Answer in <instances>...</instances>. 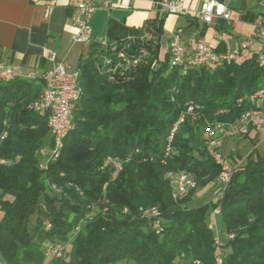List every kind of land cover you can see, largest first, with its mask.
Masks as SVG:
<instances>
[{"label":"trees","instance_id":"16d2710c","mask_svg":"<svg viewBox=\"0 0 264 264\" xmlns=\"http://www.w3.org/2000/svg\"><path fill=\"white\" fill-rule=\"evenodd\" d=\"M163 27V18L139 28L109 22L108 46L90 44L77 70L73 129L44 170L48 114L30 109L42 80L0 84V160L7 162L0 164V264H43V243L68 242L80 220L69 251L50 264H216V256L223 264H264V153L253 150L243 165L233 164L217 201L195 208L190 197L174 198L166 178L186 173L196 187L215 181L221 168L206 152V130L236 124L252 108L237 101L264 87V67L253 56L181 73L160 54ZM107 158L121 161L114 177L104 169ZM92 206L99 211L88 219ZM215 209L234 235L219 252L208 219Z\"/></svg>","mask_w":264,"mask_h":264},{"label":"crops","instance_id":"0c3cea01","mask_svg":"<svg viewBox=\"0 0 264 264\" xmlns=\"http://www.w3.org/2000/svg\"><path fill=\"white\" fill-rule=\"evenodd\" d=\"M150 1L111 0L108 7L99 8L90 22L92 43L100 44L106 39L109 22L139 28L147 20L163 18L161 56L168 53L174 32L181 29L180 43L186 57L190 58L197 39L202 38L218 52H226L240 40L249 37L258 22L264 21V0H217L226 4L234 23L229 25L218 21L210 26L195 22L192 18L205 0H181L190 10L189 16L161 13L152 7ZM75 13V0H0V63L18 69L23 76L34 75L35 79L31 82H38L52 68L49 54H54L57 60L66 61L72 70H78L80 63L88 56L90 46L72 42L76 32L72 23ZM261 50V44L254 43L237 62L253 57ZM262 131L264 128L244 138L224 139L219 142V149L224 153L228 149V155L237 157L239 154L234 144L244 139L262 142Z\"/></svg>","mask_w":264,"mask_h":264},{"label":"built area","instance_id":"2783aa9c","mask_svg":"<svg viewBox=\"0 0 264 264\" xmlns=\"http://www.w3.org/2000/svg\"><path fill=\"white\" fill-rule=\"evenodd\" d=\"M147 2L149 0H138ZM111 0H75L76 13L73 17L72 23L76 32L72 38L73 43H79L85 46H90L93 42V35L90 26L93 14L99 8L108 7ZM152 7L161 13L173 16H189L190 10L186 8L181 0H152L150 1ZM47 14V13H46ZM195 22L204 25H214L218 21L226 22L233 25L230 11L226 4L217 0H205L200 5L198 11L192 14ZM181 29H177L168 45L169 65H177L181 73H184L185 65H196L197 69L211 66L212 62H219V65L230 64L237 62L243 53L249 50L254 43H259L262 50L255 54V62H264V21L258 22L254 26L253 32L249 37L240 40L230 50L226 52H218L209 46L202 38L197 39L194 46V51L190 58L186 57L185 50L180 43ZM103 47H107L106 39L100 43ZM110 52H116L114 46L108 47ZM120 59H123V53H117ZM49 61L53 63L52 68L47 70L41 79H43V86L41 88L42 95H44V103L40 106L38 112L44 113L45 102H52V134L51 146L49 149L42 148L40 150V157L42 163L40 169L49 163L50 158H58L53 156V149L58 147V137L60 131L68 128V115L71 109L75 108L76 84H74V76L77 70H72L71 67L64 60H57L54 54H49ZM4 78H35L34 75L23 76L20 71L12 66L0 63V84ZM254 96H263V103L261 104V111L257 114H247L245 121L239 125L232 132H222V138H240L247 137L251 132H256L264 128V115H262V108L264 106V90H259L258 95H245L240 98L237 103L242 101H249L252 104ZM188 114V113H186ZM193 116V115H190ZM180 117H184L181 114ZM179 117V118H180ZM218 129H211V125L206 130L207 140L205 142L206 151L210 158L221 168V172L217 179L221 192L224 190L226 183L229 180L232 168L227 164L225 158L217 151V141L215 143H208V134L211 131ZM2 139V136L0 137ZM169 142L172 140L171 132ZM0 163H7L2 160ZM181 181L177 182L178 191H180ZM193 186V185H192ZM221 195V194H220ZM219 195V196H220ZM217 215V210L214 211ZM153 217H157V213H152ZM46 228H50V224H45ZM153 229L159 233L161 231V222L155 220L153 222ZM221 245L215 241V246ZM43 255L45 258H59L62 256V247L54 244H44ZM220 264H223L220 257Z\"/></svg>","mask_w":264,"mask_h":264},{"label":"rangeland","instance_id":"374dc122","mask_svg":"<svg viewBox=\"0 0 264 264\" xmlns=\"http://www.w3.org/2000/svg\"><path fill=\"white\" fill-rule=\"evenodd\" d=\"M261 136L264 138V131L261 132ZM172 138H173V136H172ZM240 138H244V137H240ZM224 139H238V138H222V137H219L217 139V143H218L217 144V151L225 158L227 164L231 168L233 167V164L234 165H243L244 164V159L253 150H256L259 153L260 152H264V140L262 142L260 140H255V142H254V140L250 141L248 139H244L242 141H239L236 145L234 144V147L236 148L235 150L238 151V154H239L240 157L239 156L236 157V156H234V154L233 155H228V153H229L228 149L225 150L226 151L225 153L221 152V150L219 149V142L224 140ZM170 142H169V140H167V143H168L167 145L168 146L165 149L166 153H168ZM45 148L49 149V146L46 145ZM255 148H257V149H255ZM104 169L111 170V174H112L111 176L114 177L117 174V172L121 169V161H115V159L107 158L105 160V163H104ZM182 176H184L186 178V180L183 183L185 188H184V190L180 189V191H178L177 182L180 181V177H182ZM218 177H219V175L217 176L215 181H213V180L211 181L210 180V182H208V183H206V184H204L202 186L198 185L196 187L195 180L189 174H186V173H171V174L166 175V178L169 181V184L171 186L174 198L175 199H183V198L190 197V202H189L188 206L191 207V208H195V207H197L199 205H202V204H205V203H207L209 201H212V202H216L217 201V198L222 193L221 192V188L219 187L218 182H217ZM203 180H205V179H203ZM190 190H192V191H190ZM153 210L156 212L155 209H153ZM153 210H151V212H153ZM215 210H217V215L214 214ZM215 210L212 213L210 212V214L208 216V219H209V221H211V224L213 225L212 226V228H213L212 230H213V232L215 234L216 241H218V243L221 244V245L218 246V248H216L218 250V252H219V249L222 248V244H225L227 241L232 240L234 235L225 233L224 228H223V226H222V224L220 222V217L218 216L219 210L218 209H215ZM98 211H99L98 207L92 206L91 214L88 215V219H91V217L96 215L98 213ZM150 216L151 215H148L147 213H145V215H143V217L147 218V220L150 218ZM84 222H85V220H80L79 223L76 224V226L74 227L71 235L69 236L70 239H69L68 242L53 243L51 241H46V242L43 243L42 251H43L44 244H50V243L54 244V245H58L59 244L62 247V256L60 258L50 257V258L47 259V258L44 257L43 264H50L51 260H53V259H55V260L63 259L65 254L70 249V245L69 244L71 243L74 235L76 234V232L79 231L81 225ZM225 253L226 254L228 253V249L225 250ZM220 257L221 256H216V258H218V259H220ZM216 258H215V263H216ZM221 259H222V257H221ZM222 262H223V259H222ZM1 264H3V263H1ZM119 264H126V263L121 262ZM194 264H199V262L195 261Z\"/></svg>","mask_w":264,"mask_h":264},{"label":"bare ground","instance_id":"6f19581e","mask_svg":"<svg viewBox=\"0 0 264 264\" xmlns=\"http://www.w3.org/2000/svg\"><path fill=\"white\" fill-rule=\"evenodd\" d=\"M260 67H264V62H256ZM211 64H219V62H212ZM173 68H178L177 65H170ZM189 67H197L196 65H185L184 66V72L189 68ZM17 79H22V78H4L2 79V84L3 83H9L11 81L17 80ZM28 80H34L35 78H26ZM78 79H79V74L78 71L75 72V76H74V84H76V97H75V105L76 103L79 101L80 97H81V90L78 87ZM42 80V86H43V79ZM259 90H264V87L258 89L257 91H255L254 93L250 94V95H258L259 94ZM249 103V101H247ZM44 103V95H42V90L40 92L39 98L37 99L36 102H34V104L30 107V109L34 112H38L40 106ZM263 103V96H254L253 100H252V104L249 103V105L252 107L251 109L245 111L244 113H242V115L240 116L239 120L236 122V124H222V123H218L215 126H212L211 129H218V130H214L211 131L210 134H208V143H215V141H217V139L219 137H222V132H232L234 131V129H236L239 125H241L246 117L247 114H257L260 113L261 111V104ZM73 111L74 109H71V112H69L68 115V128L65 130L60 131V135L58 137V147L57 149H53V156H59L61 148L63 146V140L65 139V137L67 136V134L73 129ZM44 113L48 114V128L50 131V136L52 134V102H45L44 104ZM186 113H188L189 115H193L191 116L192 118H194L196 116L194 107L192 105H189ZM43 115V113H40ZM262 115H264V106L262 108ZM184 117H180L177 121V123L175 124L174 128L171 131V138H172V134L174 133V131L177 129L178 125L180 123L183 122ZM39 156H40V151H39ZM58 158H50L49 162H55ZM2 161V160H0ZM0 164H4V163H0ZM46 169V167L43 168V170ZM186 180V178L184 176L180 177V181H181V186L180 189L184 190L185 186H184V181ZM153 212H155L153 210ZM152 212V213H153ZM148 213V212H146ZM61 257V256H60ZM59 257V258H60ZM216 263L220 264V259L216 258Z\"/></svg>","mask_w":264,"mask_h":264}]
</instances>
